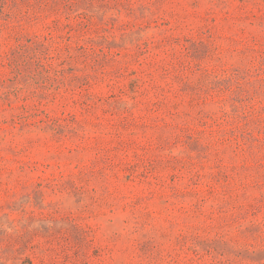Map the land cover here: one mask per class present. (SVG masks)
Masks as SVG:
<instances>
[{
  "label": "rangeland",
  "instance_id": "rangeland-1",
  "mask_svg": "<svg viewBox=\"0 0 264 264\" xmlns=\"http://www.w3.org/2000/svg\"><path fill=\"white\" fill-rule=\"evenodd\" d=\"M0 264H264V0H0Z\"/></svg>",
  "mask_w": 264,
  "mask_h": 264
}]
</instances>
